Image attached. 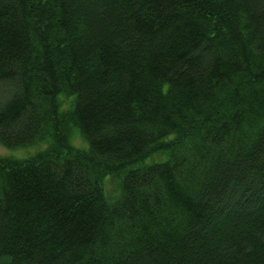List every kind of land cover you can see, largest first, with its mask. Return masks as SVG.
<instances>
[{
    "label": "trees",
    "instance_id": "obj_1",
    "mask_svg": "<svg viewBox=\"0 0 264 264\" xmlns=\"http://www.w3.org/2000/svg\"><path fill=\"white\" fill-rule=\"evenodd\" d=\"M47 140L0 264H264V0H0V143Z\"/></svg>",
    "mask_w": 264,
    "mask_h": 264
},
{
    "label": "rangeland",
    "instance_id": "obj_2",
    "mask_svg": "<svg viewBox=\"0 0 264 264\" xmlns=\"http://www.w3.org/2000/svg\"><path fill=\"white\" fill-rule=\"evenodd\" d=\"M73 98L74 97L67 98L64 95L60 96L59 100L61 102L60 108L62 112H68L72 110V108L74 107ZM69 140H70L71 145L74 148L82 150V151H88L89 149L88 143L86 142L84 138H82V136L80 135V133L78 132L76 128L71 130V133L69 135ZM49 141L50 140L43 141L33 146L23 147V148H18V149H9V148L4 147L0 143V157L15 159V160L28 159L29 157L35 156L39 152L46 150L50 146ZM105 186L107 190L112 194L118 191L117 181H114L113 179L111 180L107 179V181L105 182Z\"/></svg>",
    "mask_w": 264,
    "mask_h": 264
}]
</instances>
